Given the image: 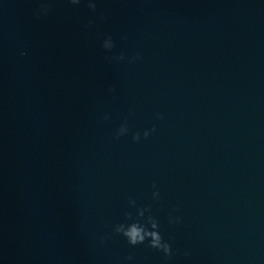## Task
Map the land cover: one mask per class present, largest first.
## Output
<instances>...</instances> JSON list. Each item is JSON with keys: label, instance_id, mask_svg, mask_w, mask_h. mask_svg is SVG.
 I'll list each match as a JSON object with an SVG mask.
<instances>
[{"label": "clouds", "instance_id": "1", "mask_svg": "<svg viewBox=\"0 0 264 264\" xmlns=\"http://www.w3.org/2000/svg\"><path fill=\"white\" fill-rule=\"evenodd\" d=\"M70 2L73 4H78L80 3V0H70ZM87 3H88V7L93 12H95L96 0H87ZM48 10H49L48 0H42L40 8L37 11V15L38 16L41 14L46 15L48 13ZM102 47L107 51H110L114 47V41L110 35L104 38L102 42ZM21 54L24 55L25 53H21ZM139 58L140 57L138 54L135 57H133V59H139ZM108 59L123 60L124 54L121 53L119 56L108 57ZM109 91H113V89L110 88ZM104 118L107 119L108 117L105 116ZM151 131H155V127H153ZM127 132H128V127L127 124L124 123L117 129L116 136L117 138H119L121 135H124ZM149 134L150 131L145 130L143 136L147 138ZM140 138H141L140 132H135L132 135V139L134 141H139ZM153 187L155 188V184L153 185ZM152 195L154 198L157 199L159 198L158 191H154ZM129 203L135 206L136 202L130 198ZM146 211L150 213V208H143V207L138 208L136 213V218H133L130 212H126L125 213L126 220L114 225V229H113L114 232L122 235L127 240L128 244L131 246H136L147 242L149 247L156 249L159 252H162L165 257H171L173 255V249L171 243L169 242V240H166L162 236L159 230L160 225L158 220L151 214L145 217ZM179 219H180L179 217H172L170 215L169 222L176 223ZM103 239L104 238L102 237L101 241H103ZM127 260L132 261L133 257L130 255L127 257Z\"/></svg>", "mask_w": 264, "mask_h": 264}]
</instances>
